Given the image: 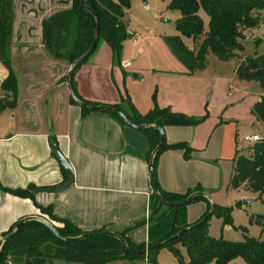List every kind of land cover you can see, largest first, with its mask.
Instances as JSON below:
<instances>
[{"label":"crops","instance_id":"0c3cea01","mask_svg":"<svg viewBox=\"0 0 264 264\" xmlns=\"http://www.w3.org/2000/svg\"><path fill=\"white\" fill-rule=\"evenodd\" d=\"M48 1L50 4L43 6L38 0L40 12L33 11L41 23L54 12L70 6V0ZM162 3L173 16L174 33L145 36L133 32L129 9L127 27L133 36L123 43L119 58H115L105 41H100L97 50L74 74L78 100L123 108L129 100L141 115L156 105L194 119L205 117L193 126L164 127L167 144L186 143L192 151L189 158L183 156L182 150H166L159 155L158 186L173 194H185L199 186L210 203L220 206H226L222 199L230 191L237 192L241 200L254 202L255 195L231 190L228 186L233 158L239 149L236 128L242 121L258 125L251 110L262 92L257 84L237 79V61H219L214 55L211 59L210 53L206 56V69L190 74L164 43V37L178 35L173 23L179 15L167 10L166 2ZM41 30L37 35L29 34L30 39L35 36L41 39ZM257 31L258 28L250 31L251 34L246 33L244 39H255ZM181 39L188 47L185 42L188 38ZM40 48H30L29 54L44 55ZM193 48L192 42L189 49ZM49 62L53 63V71H64L63 63ZM227 64L232 68L230 76L224 72L223 66ZM14 68L18 77L19 69ZM8 76V69L0 61V98L3 97L2 84ZM255 88L260 90V95L250 94ZM53 144L58 145L71 164L74 182L62 193H36L37 189L55 188L67 180ZM147 151V140L138 129L122 125L102 111L84 115L82 107L72 102L67 83L65 89L56 79L20 82L18 78L16 106L0 112V245L5 233L24 219L57 223L39 207H51L57 218L71 222L83 232L102 228L113 233L127 231L126 237L132 243L146 244L153 193ZM29 187L35 188L34 199L17 197L3 190ZM206 210L203 201L189 204L185 209V223L193 224ZM160 252L157 264H162ZM180 252L187 261L185 249L180 248ZM238 260L230 264H245ZM168 264L179 263L173 256Z\"/></svg>","mask_w":264,"mask_h":264},{"label":"trees","instance_id":"16d2710c","mask_svg":"<svg viewBox=\"0 0 264 264\" xmlns=\"http://www.w3.org/2000/svg\"><path fill=\"white\" fill-rule=\"evenodd\" d=\"M161 1L167 3V10L175 11L179 15L173 23L178 35L164 37V43L176 60L190 74L206 69L208 53H212L219 61H237V79L257 84L262 92L260 100L253 105L251 113L257 121L264 124V54L255 57L245 56L241 43L248 31L259 28L264 22V0ZM85 2L99 19L100 41H105L111 47L115 58H119L123 51V43L133 36L127 27L131 0H85ZM13 3L14 0H0V61L9 71V76L2 84L3 98L9 101L5 104L0 102V112L15 107L18 97L17 76L10 61L5 58L7 51L4 48L9 41L14 22ZM200 10L208 17L207 29L204 28L199 16ZM96 30V17L82 7L80 0H70L68 8L54 12L42 21L43 46L55 59L68 61L72 65L90 50ZM181 37L191 39L194 48L189 49ZM92 55L78 64L70 77V86L77 98L79 97L74 87V74ZM71 100L76 103L72 97ZM83 103L99 106L86 101ZM108 106L123 112L134 125H146L139 131L148 143L146 154L148 165L165 126H193L205 118L194 119L156 105L151 111L141 115L129 100L126 102V108L121 105ZM92 111L96 110L82 107L84 115ZM99 111L111 115L125 125L115 111ZM166 150H182L185 158H189L192 151L186 143L167 144L164 140L153 155L151 181L152 185L156 186V191L153 190L150 198L146 244L132 243L126 237L127 231L117 233L125 243L117 237L103 234L107 231L105 228L83 232L71 222L57 218L51 207H39L51 221L63 224L62 228L51 224L61 237L78 238L86 233H100V235L90 236L84 240L65 241L57 237L44 221L30 219L16 230V226L20 223L17 222L4 235L6 237L15 231L14 236L1 247L3 258L7 263L0 261V264H54V261H60L62 264H110L117 261H126L129 264L136 262L157 264V254L163 248L170 251L179 264H230L237 259H241L245 264H264V141L255 143L248 154L237 149L233 158V171L228 187L231 190H244L243 192L255 195L263 206V212L252 218L254 224L260 228L261 236L257 239L249 237L246 235V229H242L244 235L242 241L215 239L208 233L209 220L212 216L221 218L223 226L234 227L231 217L232 206L210 203L199 186L185 194H173L160 189L156 180V164L159 155ZM54 154L56 155L55 152ZM3 190L17 197L34 199V187L17 190L3 188ZM192 194L195 195L184 204ZM199 201L206 203V212L193 224H186V207ZM165 203L179 205L167 206ZM240 205L241 203L235 204L238 207ZM163 209L167 211L161 212ZM190 226L193 227L176 236L179 231ZM159 244L160 246L154 247ZM180 248L185 249L187 261L181 255ZM145 249L147 252L141 253Z\"/></svg>","mask_w":264,"mask_h":264},{"label":"rangeland","instance_id":"374dc122","mask_svg":"<svg viewBox=\"0 0 264 264\" xmlns=\"http://www.w3.org/2000/svg\"><path fill=\"white\" fill-rule=\"evenodd\" d=\"M43 6L49 5L48 0H39ZM117 1V0H114ZM39 4L38 0L33 2V0H14L13 3V11H14V22L11 27V34L9 36V41H7L4 48L7 51V58L10 61L11 67L13 71L15 70V66L18 70V77L21 81H31V79H42V80H58L59 82L65 85L66 89V79L68 75V71L70 69L71 64L65 60L55 59L51 54L47 52L42 42L43 33L41 30V39L38 36H33L34 39H30L29 34L37 35L40 33V29H42V23L39 19H36L35 13H39ZM34 11V12H33ZM199 16L203 20L204 28L207 29L208 25V17L204 11L200 10ZM172 14L166 12L164 4L160 0H146V5H143L141 1L139 2H131L130 7V15H129V24L130 28L133 32L142 35H149V33H155L156 35L163 36L164 34L172 35L174 33V29L172 28ZM264 17V15H263ZM128 23V19H127ZM250 34L252 32L248 31ZM247 32V33H248ZM261 37V40L258 41L257 38ZM21 38H24L23 42L18 41ZM187 39V38H186ZM185 39V40H186ZM188 48H192V40L187 39ZM241 43L243 45V54L249 57H255L257 55L264 54V22L258 28L255 39L247 40L242 39ZM40 48L44 55H34L29 54L30 48ZM209 58L213 59V54H209ZM53 61L55 63L60 62L64 64V71L59 72L58 70L53 71V63L49 62ZM33 66V68H32ZM225 75L230 76L232 74V68L229 64L224 65ZM47 69V70H46ZM16 74V72L14 71ZM64 74V75H63ZM247 86V85H246ZM68 93V91H67ZM251 95H260V90L255 88V91L250 90ZM9 100L1 97L0 102L2 104L7 103ZM258 125L254 124L253 121L249 122H239L237 126L236 133L238 134L237 143L239 151L248 154L249 149L254 144H245L241 141V138L246 135H252L256 133L261 137H264V124L257 121ZM245 189V187H242ZM242 191V190H240ZM244 191V190H243ZM246 193V191H245ZM248 195H251L248 193ZM240 195L237 192L230 191L226 196L223 197L224 205L232 206L231 217L233 221V226L231 228H227L223 226V221L221 218L216 216H212L209 220V236L211 238L219 239L223 238L224 240L229 241H242L244 238L242 229H246V235L252 238H259L261 236L260 228L254 224L252 218L255 215L261 214L263 212V206L259 199H255L254 202L243 205L242 201L244 199H240ZM241 203V205L235 206V204ZM166 209H163L161 212H166ZM58 227H63L61 223H55ZM160 259L162 264H168L169 259L173 258V254L167 249H160ZM239 263H243L241 259H239ZM57 261H54V264ZM74 264V263H70Z\"/></svg>","mask_w":264,"mask_h":264},{"label":"water","instance_id":"95a60500","mask_svg":"<svg viewBox=\"0 0 264 264\" xmlns=\"http://www.w3.org/2000/svg\"><path fill=\"white\" fill-rule=\"evenodd\" d=\"M81 1V5L84 9H86L87 11H89L91 14H93L96 19H97V30H96V34H95V38H94V41H93V44L90 48V50L85 54L83 55L82 57H80L79 59H77L71 66H70V69L68 71V75H67V79H66V83H67V87H68V90H69V93L71 95V97L74 99V101L80 105L81 107H87V108H92L94 110H111V111H115L117 114L120 115V117L122 118L123 122L125 125L131 127V128H134V129H138V130H141L143 128L146 127V125H140V126H136L134 125L133 123H131L127 118L126 116L123 114V112H121L120 110L118 109H114V108H111L109 106H90L88 105L87 103H83V102H79L78 98L75 96V94L73 93L72 89H71V86H70V77L75 69V67L78 65V64H81L83 61H85L90 55H92L94 53V51L96 50L98 44H99V41H100V22H99V19L97 18L96 14L91 11L87 5H86V2L85 0H80ZM142 3L144 5H146V0H141ZM164 141V133L161 131V137H160V142L159 144L157 145V147L153 150L152 152V157H151V160H150V164H149V171H150V177L152 179V158H153V155L156 153V151L161 147L162 143ZM52 148L53 150L55 151L56 155H57V161L59 162V164L61 165V167L63 168V170L66 172V175H67V180L61 184L60 186L58 187H55V188H48V189H37L35 192L38 193V192H49V193H62L64 192L65 190H67L74 182V171H73V168L71 166V164L69 163V161L65 158V156L61 153V151L59 150V147L57 144H53L52 145ZM153 190L156 191V186L153 185ZM197 194V193H195ZM195 194H192L190 195L185 201H184V204H186L187 202H189L190 198L195 195ZM161 201L164 203V201L161 199ZM252 202V199H244L242 201L243 205H246V204H249ZM166 204V203H165ZM167 206H178L179 204H176V205H173V204H166ZM211 213V212H210ZM209 213V214H210ZM32 218H29V219H24L22 221H20V223H18V225L16 226V230L18 228H20V226L22 224H24V222H26L27 220H30ZM38 220H41V219H38ZM41 221H44V220H41ZM46 222L51 228L52 230L54 231L55 235L59 238H61L62 240H65V241H77V240H84L90 236H98L100 235V233H86L78 238H66V237H61L55 230V228L51 225V223L47 222V221H44ZM193 226H190L188 228H184L182 229L181 231H179L176 236H179L180 234H182L184 231H186L187 229L189 228H192ZM15 234V231H13L12 233L8 234L6 237H4V239L1 241V245H0V261L3 262V263H7L5 262L4 258H3V254H2V251H1V247L2 245L9 241ZM103 234L105 235H109V236H114V237H117L118 239H120L123 243L124 240L122 237H120L117 233H113V232H109V231H106V232H103ZM175 236V237H176ZM157 246H160L159 245H155L154 247H157ZM147 252V249L141 251V253H146ZM9 264V263H8Z\"/></svg>","mask_w":264,"mask_h":264},{"label":"built area","instance_id":"2783aa9c","mask_svg":"<svg viewBox=\"0 0 264 264\" xmlns=\"http://www.w3.org/2000/svg\"><path fill=\"white\" fill-rule=\"evenodd\" d=\"M241 141L245 144H255L264 141V137L258 134L246 135L241 138Z\"/></svg>","mask_w":264,"mask_h":264}]
</instances>
